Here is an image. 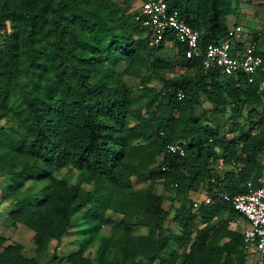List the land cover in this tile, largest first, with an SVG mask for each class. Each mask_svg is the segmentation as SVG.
<instances>
[{
    "label": "trees",
    "instance_id": "1",
    "mask_svg": "<svg viewBox=\"0 0 264 264\" xmlns=\"http://www.w3.org/2000/svg\"><path fill=\"white\" fill-rule=\"evenodd\" d=\"M127 1L120 8L110 0H0V111L11 110L13 91L22 100L19 128L0 129V176L7 161L22 156L28 162L21 175L47 181L40 193L16 198L8 216L13 225L34 231L35 250L41 253L52 240L59 242L84 211L82 217L93 225L83 229L85 241L46 264H244V235L231 225L241 215L223 195L246 192L248 182L259 186L264 173V123L249 115L245 128L239 119L242 105L264 102V69L252 83L222 77L219 69L205 70L200 58H186L185 46L173 39L176 60L145 59V52L163 51L169 40L149 46L135 20L138 1ZM169 5L200 32L201 48L226 37V16L236 9L233 0H169ZM259 32L264 67V30ZM134 33L144 36L136 39ZM124 61L147 63L160 73L163 86L150 96L151 106L156 104L150 113L133 110L131 89L116 69ZM176 66L186 71L172 79L162 74ZM202 95L216 112H231L238 138L228 139L204 124L195 112ZM174 142L183 143L184 156L168 150ZM219 155L227 164L222 171L213 166ZM157 156L161 159L148 168ZM232 162L242 164L240 171L231 168ZM63 168L76 170L80 182L58 178L55 172ZM142 175L165 192L183 195L172 217L164 194L133 190L131 178ZM23 177L13 175L11 194ZM200 187L210 201L195 209L190 196ZM119 193H126L122 201ZM108 210L135 222L123 219L118 227L124 239L104 238L93 259L86 251L100 226L111 222ZM147 218L153 220L149 233L132 235L133 225ZM170 219L180 233L165 236ZM198 220L202 225L195 227ZM0 264L39 263L23 254L21 244H7L0 236Z\"/></svg>",
    "mask_w": 264,
    "mask_h": 264
},
{
    "label": "rangeland",
    "instance_id": "2",
    "mask_svg": "<svg viewBox=\"0 0 264 264\" xmlns=\"http://www.w3.org/2000/svg\"><path fill=\"white\" fill-rule=\"evenodd\" d=\"M113 6L125 8L128 4L127 0H110ZM236 3V9L234 12L226 16V22L229 26L234 23L243 24L247 31H261L264 30V0H233ZM136 6L131 4L130 10L135 11ZM2 35L0 34V37ZM143 37L144 34L134 33V38ZM145 59H152L153 57H160L167 61L176 60V49L173 44H167V47L163 51H150L144 53ZM117 71L122 74V78L127 86L131 89L133 96L132 108L135 112H142L144 114L150 113L156 104L151 106L149 100L150 96L155 92L162 89V82L159 79V72H155L152 66L147 63H131V62H121L117 65ZM186 70L182 66H176L172 70H167L163 72L165 77L172 79L184 73ZM94 81V79H92ZM264 89V85L262 87ZM9 106L11 110L5 112L0 111V129L4 128L7 131L11 128H19L21 122V116L18 115L19 107H22L21 96L18 91H13L9 96ZM231 107V106H228ZM243 115L240 119L241 123L246 127L249 125V115H253L255 121H261L264 123V102L258 104H246L242 105ZM195 112L204 117V124L213 129H218L221 135H225L228 139L238 138L241 132L234 130V122L236 118L231 114L230 111L216 112L213 105L206 98L205 95L201 96L199 104L195 108ZM131 117V116H130ZM161 159L157 156L155 162L149 165L151 168L157 161ZM263 160V157H261ZM28 162L26 157L16 156L7 163L3 165L2 175L0 176V236L7 239V244L18 243L23 246V254L27 257H37L39 264H46L50 261L54 254L59 257H65L70 252L75 251L80 247L83 241L87 238L83 234V229H92L93 225L87 222L82 216L84 211L76 214L75 225L71 226L68 233L62 237L58 242L57 240H52L47 250L37 253L35 250L34 242V231L23 224H12V220L9 218L8 213L13 206V202L16 198L21 196L27 191L33 193H40L45 186L47 181L37 180L34 178H27L21 175L24 165ZM19 175L23 177V181L17 192H9V183L13 175ZM58 178L67 177L74 184L80 182L79 173L71 168H63L60 171L55 172ZM133 190H146L153 188V190L158 194H164V207L170 211L171 217L175 209H177L183 202V195L177 191H167L163 190V187L159 183H153V181L142 175L133 176L131 178ZM93 188L92 186L90 187ZM205 188L200 187L196 192H191V197L197 199L201 202L204 200ZM126 193H119L118 201H122ZM109 198L114 200L111 192L108 194ZM106 217L111 220V222L105 223L100 226L99 230L94 234L92 242L89 245L86 254L91 258H95L97 255V250L104 238L114 236L118 241H122L125 236V232L121 227H118L123 219L135 222V218L131 216H125L119 211L108 210L106 212ZM195 227H200L201 221H196ZM232 225V224H231ZM153 226L152 218H147L145 224H135L132 227V235H145L148 234ZM232 227L235 228L234 225ZM240 229L241 227H237ZM173 233H180L179 227L171 219L168 220L162 230V234L169 236ZM173 248L178 249L177 245H173ZM182 248L178 250L180 252ZM180 260L178 261V263ZM158 263V262H157ZM63 264H69L66 260ZM165 264H171L167 262Z\"/></svg>",
    "mask_w": 264,
    "mask_h": 264
},
{
    "label": "built area",
    "instance_id": "3",
    "mask_svg": "<svg viewBox=\"0 0 264 264\" xmlns=\"http://www.w3.org/2000/svg\"><path fill=\"white\" fill-rule=\"evenodd\" d=\"M138 1L135 20L145 29L149 46H158L163 41L173 39L185 46L186 58H200L205 70L219 69L222 77L239 76L252 83L263 67V57L259 50V31L249 32L241 23L228 26L226 37L218 43H209L204 48L199 44L200 32L181 18L178 9H172L169 0H131ZM173 44L171 40L167 44ZM183 94L178 93L182 99ZM171 153L185 155L181 142L170 143ZM218 152H220L218 150ZM242 165V164H241ZM235 162L231 168L240 171L242 167ZM216 170L222 171L227 167L225 159L219 155L214 161ZM204 201L209 202V194L204 192ZM191 197V196H190ZM240 217L231 222L241 227L244 235V249L248 258L244 264H264V173L260 185L248 182L247 191L236 195H223ZM194 208L201 205V201L194 199ZM238 229V228H237Z\"/></svg>",
    "mask_w": 264,
    "mask_h": 264
}]
</instances>
